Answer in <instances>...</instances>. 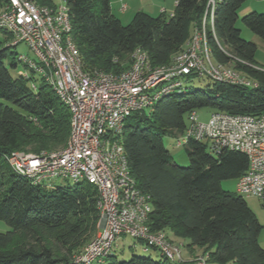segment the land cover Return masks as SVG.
<instances>
[{
	"label": "trees",
	"instance_id": "16d2710c",
	"mask_svg": "<svg viewBox=\"0 0 264 264\" xmlns=\"http://www.w3.org/2000/svg\"><path fill=\"white\" fill-rule=\"evenodd\" d=\"M30 1L41 6L55 4L54 0ZM8 2L0 0V9ZM65 2L72 37L86 67L119 73L129 69L131 55L138 48L148 53L153 67L170 64L201 27L208 0H179L171 17L139 12L128 25L114 16L111 0ZM246 2L217 0L216 39L209 30L208 40L218 63H235L258 87L216 83L209 78L213 84L203 89L179 90L182 86L150 110L132 116L124 133L131 173L138 188L151 198L152 231L165 232L168 237L170 233L185 241L182 244L188 250H202L208 256L207 264H264L260 242L264 226L244 196L222 188L223 182L238 183L247 173L248 158L230 150L215 154L207 144L189 139L183 148L190 164L182 167L165 147L164 138L177 144L185 135L187 115L194 111L264 113V69L254 67L257 45L245 40L239 27L244 25L264 41V13L240 18ZM0 31L4 35L0 38V220L10 227L0 233V264H76L77 254L98 231L99 195L94 187L86 191L79 184L43 189L9 165L8 158L15 152L40 154L65 148L71 114L43 80L35 90L28 84L33 78L12 76L6 62L11 48L17 46L10 45V34ZM11 68H17L16 62ZM139 243L147 249L144 242ZM151 250L159 252L161 259L134 254L119 261L115 252L108 259H115L111 264H178L157 249L146 251Z\"/></svg>",
	"mask_w": 264,
	"mask_h": 264
},
{
	"label": "built area",
	"instance_id": "2783aa9c",
	"mask_svg": "<svg viewBox=\"0 0 264 264\" xmlns=\"http://www.w3.org/2000/svg\"><path fill=\"white\" fill-rule=\"evenodd\" d=\"M216 6L217 0H208L201 27L193 31L184 50L170 64L153 67L148 53L138 48L131 55L129 69L119 73L86 67L72 37L65 0H58L54 6L9 0L0 9V30L10 34V45L25 44L35 54V59L21 55L19 62L50 85L71 114L65 148L40 154L15 152L8 158L9 165L35 185L64 177L76 184L92 185L99 195L100 233L76 257V264L103 263L114 255V245L123 236L144 242L146 250H159L169 262L185 261L182 243L172 242L165 232L152 231L151 198L138 188L123 140L128 120L181 88L180 78L194 76L227 85L258 87L235 63L221 64L213 57L208 31L216 39ZM32 87L37 89L35 83ZM186 119L185 135L176 145L183 147L193 139L207 144L215 154L223 150L245 154L249 168L238 181V193L258 199L264 206V113L251 116L214 112L208 122H201L194 111ZM207 262L204 254L192 259V264Z\"/></svg>",
	"mask_w": 264,
	"mask_h": 264
},
{
	"label": "rangeland",
	"instance_id": "374dc122",
	"mask_svg": "<svg viewBox=\"0 0 264 264\" xmlns=\"http://www.w3.org/2000/svg\"><path fill=\"white\" fill-rule=\"evenodd\" d=\"M55 3H58V0H54ZM124 25H128V22H123ZM240 26V24H239ZM242 28L244 29V32L242 33V37L247 40V41H251L250 40V36H253L254 38H256V42H257V53L255 56V63H257L258 67L264 69V41L259 39L258 37H256L251 31H249L246 27H244L242 25ZM242 31V30H241ZM250 35V36H249ZM0 38H4L3 33L0 31ZM255 43V42H254ZM256 44V43H255ZM12 55L9 56L6 65L8 68H10V72L12 74L13 77L19 78V77H24V76H28L30 78H34L35 80L33 81H28L29 85H32L33 83L36 84L37 87H40L42 85V79L39 75H34L32 74V72L29 70L28 67L24 66L22 63L18 62V58L21 55L24 56H28L32 59H35V54L34 52L25 44H21L19 46H17L16 48H11V52ZM14 62H16L17 64V68L13 69L11 68V64ZM179 81H181L183 83V88L179 89V90H186V89H203L205 88L207 85L209 84H213L211 81H209V79L207 78H192V77H183L180 78ZM215 111L212 109H202V110H198L197 111V115L199 117V120L201 122H208L211 115L214 113ZM186 123H187V119ZM128 123V122H127ZM126 123V124H127ZM164 144L165 147L170 151V153L172 154V156L175 158L176 162L182 166V167H188L189 166V159L188 156L186 154L185 149L180 146L178 147L176 145V141L174 139H171L170 137H165L164 138ZM82 188H85L86 191H91V189L93 188V186H90L88 183L84 182L79 184ZM77 186V184L72 181L69 178H64V177H58L56 179L50 180V181H44L42 183V188L43 189H52V188H58V187H74ZM222 188L225 191L228 192H232V193H238V183L237 182H223L222 183ZM249 207L252 209V211L257 215L260 223L264 226V206L263 204L256 198L253 197H245ZM100 227L101 224L99 222L98 225V231L96 232V234L94 236H92L88 242H92L100 233ZM10 231V227L8 225H6L5 222L0 220V233H6ZM167 234L170 236V233L167 232ZM171 239V238H170ZM172 242H180L178 240H174L171 239ZM181 242H185L182 241ZM260 242L262 244V246L264 247V230L260 236ZM140 245V246H144V244L139 243V241H136L130 237H125L123 236L115 245H114V251L116 253V259L121 261L123 259H127L129 260L132 255H142L143 253L138 251H135L134 249V245L135 244ZM89 245L86 244L81 251L77 254L80 255L83 251H85V249H87V246ZM144 255H148V258L152 257L153 260H157V259H161L160 253L154 250H151L149 253H145ZM196 257V256H194ZM193 257V258H194ZM192 258V259H193ZM115 259H106L105 262L103 264H111ZM93 264H99L97 262H94ZM181 264H185V261H183ZM209 264H214V263H209Z\"/></svg>",
	"mask_w": 264,
	"mask_h": 264
},
{
	"label": "crops",
	"instance_id": "0c3cea01",
	"mask_svg": "<svg viewBox=\"0 0 264 264\" xmlns=\"http://www.w3.org/2000/svg\"><path fill=\"white\" fill-rule=\"evenodd\" d=\"M178 1L179 0H111L110 6L114 16H116L122 23L123 22L130 23L134 18V16L139 12H144L154 17H159L161 15L171 17L175 12ZM254 12L264 13V0H247V2L240 10L239 15L240 18H243L244 16ZM239 27L243 33L244 29L242 28V24H240ZM249 38L252 42H255L257 45L256 38H254L253 36H250ZM255 64L256 66L258 65L257 63ZM169 237L171 239L180 241L176 243H182L180 239L174 238L171 235ZM133 247L136 252L138 250L142 252L143 255L145 253H149V251L145 250V246H140L135 244ZM202 254H203L202 250L199 249L188 250L185 248L184 250L185 264H192V258L194 256H199Z\"/></svg>",
	"mask_w": 264,
	"mask_h": 264
}]
</instances>
